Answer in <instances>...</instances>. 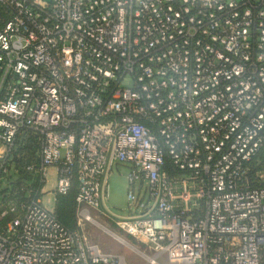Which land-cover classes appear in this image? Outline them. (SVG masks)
Here are the masks:
<instances>
[{"label":"built area","instance_id":"obj_1","mask_svg":"<svg viewBox=\"0 0 264 264\" xmlns=\"http://www.w3.org/2000/svg\"><path fill=\"white\" fill-rule=\"evenodd\" d=\"M263 147L264 0H0V264H126L85 223L145 264H264ZM118 164L126 217L102 210Z\"/></svg>","mask_w":264,"mask_h":264},{"label":"rangeland","instance_id":"obj_2","mask_svg":"<svg viewBox=\"0 0 264 264\" xmlns=\"http://www.w3.org/2000/svg\"><path fill=\"white\" fill-rule=\"evenodd\" d=\"M124 86L130 85L129 81H125L123 83ZM129 166L118 164L113 166L111 172L108 175L107 180V199L105 203V208L102 210L106 211V209L113 215L117 217H126L130 214L137 213V209L130 207L127 202V189L129 185L127 183V175L129 173ZM53 179H49V183L47 184L46 190L47 193L41 195L43 205L48 210H54V194L51 192V186L54 184ZM29 182V180H28ZM135 196L138 200H143L145 198V188L141 185L135 186ZM91 216L103 227L111 231L116 236L120 237L124 240L126 244L138 250L140 252L145 253L146 255L151 256L153 253L150 247L146 244H143L131 237L125 235L120 232L112 223V219L108 217L105 218L97 211H90ZM83 230L87 234L88 239L97 244L101 251L106 253L121 255L124 257L126 264H145L144 259H142L137 252L130 249L127 245L121 244L111 235L107 234L101 228L95 226L91 223H85L83 225ZM159 264H174L169 262L165 256H160L157 259Z\"/></svg>","mask_w":264,"mask_h":264},{"label":"trees","instance_id":"obj_3","mask_svg":"<svg viewBox=\"0 0 264 264\" xmlns=\"http://www.w3.org/2000/svg\"><path fill=\"white\" fill-rule=\"evenodd\" d=\"M30 155L31 149L28 151L25 162L30 161ZM254 164H256L255 170H264V147L254 159ZM74 196V186L66 194H56L55 196L54 215L61 225L70 231L75 230L77 227L75 219Z\"/></svg>","mask_w":264,"mask_h":264},{"label":"crops","instance_id":"obj_4","mask_svg":"<svg viewBox=\"0 0 264 264\" xmlns=\"http://www.w3.org/2000/svg\"><path fill=\"white\" fill-rule=\"evenodd\" d=\"M55 196H56V194H54V207H55ZM54 211V210H53Z\"/></svg>","mask_w":264,"mask_h":264}]
</instances>
